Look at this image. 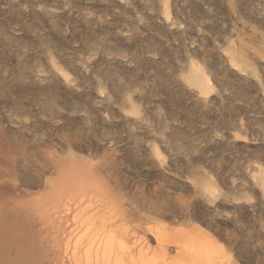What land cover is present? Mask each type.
Returning a JSON list of instances; mask_svg holds the SVG:
<instances>
[{
    "label": "rangeland",
    "instance_id": "obj_1",
    "mask_svg": "<svg viewBox=\"0 0 264 264\" xmlns=\"http://www.w3.org/2000/svg\"><path fill=\"white\" fill-rule=\"evenodd\" d=\"M71 171L66 264L114 228L126 264L193 228L264 264V0H0V264H59L33 205Z\"/></svg>",
    "mask_w": 264,
    "mask_h": 264
},
{
    "label": "bare ground",
    "instance_id": "obj_2",
    "mask_svg": "<svg viewBox=\"0 0 264 264\" xmlns=\"http://www.w3.org/2000/svg\"><path fill=\"white\" fill-rule=\"evenodd\" d=\"M89 175L81 171H71L66 176L61 174L58 176L57 180L51 184L49 195L34 202L33 207L39 220H45V222L49 223L48 226L52 227L54 230L52 241L54 244L53 252H55V257H53V261L60 260L59 264H66L64 257L68 258L71 251L70 244L66 245L65 243V247L61 250L59 243V238L64 236L68 230L66 226L68 218L71 217L76 208L83 204L93 202V195L97 192V190L93 188V185L88 184ZM63 226L65 227L63 228ZM163 230L165 232L168 231V227H163ZM119 233V230L114 228L112 233L107 237L97 238L94 245L84 252V258L87 264H126L125 262L128 260V247L125 242L120 239L123 235L119 238ZM176 234L180 235L181 238L179 244L181 245L182 259L179 261H181L182 264L183 262H185L184 264H186V262L187 264H199L206 260L215 259L221 255L226 256L224 249L218 246L217 242L214 241L209 234L197 228H193L191 231L180 229L177 230ZM166 235H168V233ZM163 236L161 233L159 238L160 243L165 241ZM76 248L77 247H75V250ZM43 257L47 259V256L43 255ZM43 260V258H40L35 264H41ZM154 263L155 257L148 258L144 253H140L137 259L132 258L130 261V264Z\"/></svg>",
    "mask_w": 264,
    "mask_h": 264
},
{
    "label": "crops",
    "instance_id": "obj_3",
    "mask_svg": "<svg viewBox=\"0 0 264 264\" xmlns=\"http://www.w3.org/2000/svg\"><path fill=\"white\" fill-rule=\"evenodd\" d=\"M68 231V230H67Z\"/></svg>",
    "mask_w": 264,
    "mask_h": 264
}]
</instances>
